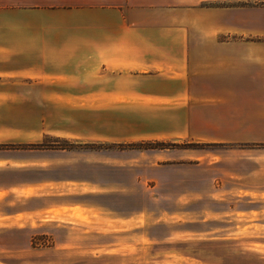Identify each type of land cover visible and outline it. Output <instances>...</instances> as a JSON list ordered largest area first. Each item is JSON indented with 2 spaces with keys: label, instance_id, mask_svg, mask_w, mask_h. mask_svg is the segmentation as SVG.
I'll use <instances>...</instances> for the list:
<instances>
[{
  "label": "crops",
  "instance_id": "1",
  "mask_svg": "<svg viewBox=\"0 0 264 264\" xmlns=\"http://www.w3.org/2000/svg\"><path fill=\"white\" fill-rule=\"evenodd\" d=\"M59 104L113 110L123 140L200 146L152 150L161 165L264 179V0H0L1 199L62 183L29 146Z\"/></svg>",
  "mask_w": 264,
  "mask_h": 264
},
{
  "label": "rangeland",
  "instance_id": "2",
  "mask_svg": "<svg viewBox=\"0 0 264 264\" xmlns=\"http://www.w3.org/2000/svg\"><path fill=\"white\" fill-rule=\"evenodd\" d=\"M125 122L82 104L43 119L52 136L29 146L47 150L42 178L63 181L43 185L41 201L0 194V264H264V179L161 165L152 150L188 144L123 140Z\"/></svg>",
  "mask_w": 264,
  "mask_h": 264
},
{
  "label": "trees",
  "instance_id": "3",
  "mask_svg": "<svg viewBox=\"0 0 264 264\" xmlns=\"http://www.w3.org/2000/svg\"><path fill=\"white\" fill-rule=\"evenodd\" d=\"M66 148L67 147H62V149H66ZM148 148L154 149V147H152L151 143H142V144L138 145V149H148ZM183 148L196 149V148H200V146L194 145V144H188V145H184ZM259 148H264V145H260ZM158 149H166V147L161 146ZM31 244L33 245V242Z\"/></svg>",
  "mask_w": 264,
  "mask_h": 264
}]
</instances>
